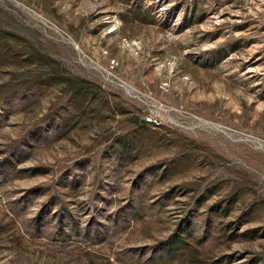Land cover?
Listing matches in <instances>:
<instances>
[{
    "label": "rangeland",
    "instance_id": "374dc122",
    "mask_svg": "<svg viewBox=\"0 0 264 264\" xmlns=\"http://www.w3.org/2000/svg\"><path fill=\"white\" fill-rule=\"evenodd\" d=\"M0 264H264V0H0Z\"/></svg>",
    "mask_w": 264,
    "mask_h": 264
}]
</instances>
